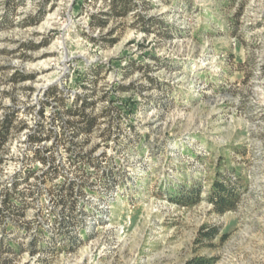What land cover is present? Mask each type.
<instances>
[{
  "label": "rangeland",
  "instance_id": "374dc122",
  "mask_svg": "<svg viewBox=\"0 0 264 264\" xmlns=\"http://www.w3.org/2000/svg\"><path fill=\"white\" fill-rule=\"evenodd\" d=\"M9 1L0 264H264V0Z\"/></svg>",
  "mask_w": 264,
  "mask_h": 264
},
{
  "label": "trees",
  "instance_id": "16d2710c",
  "mask_svg": "<svg viewBox=\"0 0 264 264\" xmlns=\"http://www.w3.org/2000/svg\"><path fill=\"white\" fill-rule=\"evenodd\" d=\"M10 4L14 5L13 1H9ZM111 8L112 12L116 16H125L132 10V6L129 5L128 0H112L111 1ZM106 25V21H98L96 24H92L91 26H96L98 28H103ZM142 30L147 32L148 30L143 27ZM29 78V77H28ZM25 77L20 78L19 80H25ZM18 80V81H19ZM72 112V111H68ZM79 116L83 119V126L79 129L82 131H91L92 127L94 126V119L86 117L82 112H77ZM13 120L14 117L11 115H7L1 122H0V151L2 150L3 146L8 142L12 130H13ZM1 164V159H0ZM240 185L238 181L233 183H226L223 181H215L213 185L212 191L207 195L206 201H208L213 208V211L217 214H224L225 212L234 209L236 202L240 196ZM200 199V190L199 188H192L185 194L179 197L177 202H183V204H193L197 203ZM1 249V245H0ZM7 251H11L12 249H6ZM188 264H214L212 259H207L204 257H198Z\"/></svg>",
  "mask_w": 264,
  "mask_h": 264
}]
</instances>
